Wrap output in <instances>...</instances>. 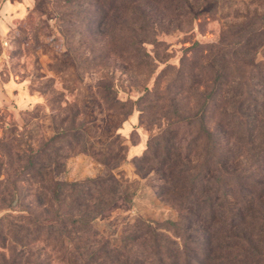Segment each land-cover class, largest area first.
<instances>
[{
  "label": "rangeland",
  "instance_id": "obj_1",
  "mask_svg": "<svg viewBox=\"0 0 264 264\" xmlns=\"http://www.w3.org/2000/svg\"><path fill=\"white\" fill-rule=\"evenodd\" d=\"M249 128L264 134V0H0V264H67L82 213L89 241L202 261L213 192L246 190L216 161L264 179ZM110 174L127 201L85 183ZM183 177L197 206L180 210L165 183ZM55 183L85 184L59 206Z\"/></svg>",
  "mask_w": 264,
  "mask_h": 264
},
{
  "label": "trees",
  "instance_id": "obj_2",
  "mask_svg": "<svg viewBox=\"0 0 264 264\" xmlns=\"http://www.w3.org/2000/svg\"><path fill=\"white\" fill-rule=\"evenodd\" d=\"M205 135L212 143L211 158L213 159L217 155V150L215 149L217 135L209 132L205 133ZM263 135L255 134L254 128L247 129V132L242 135L245 139L244 142L247 145H251V148L247 150L246 158L250 167L262 173H264V147L260 149L253 146V144L257 142L258 137ZM227 157L229 162H234L237 159L232 154H228ZM216 164L220 169L219 171H222L221 173L224 172L226 176L224 179L219 178L216 183L225 181V187H227L232 184V181L239 182L246 186V190L238 201L230 197L228 193L219 196V188L213 192L208 208L211 213L208 215V223L214 231L212 238L214 236L218 238L211 244V248L203 253L202 261H198L193 254L189 256L190 251L182 243L179 247L167 250L166 255L162 254L160 244L158 245L154 242L158 248H154L152 259L149 261L143 259L141 255L134 257L135 254L128 249L125 243L110 244L109 241L102 244L94 243L95 241H89V237L91 238L89 234L93 230L90 223L85 221L86 215L82 213L76 216L69 214L68 219L65 221L66 224H63L73 229L74 233H80L83 236L75 238L77 241L70 243L66 248L68 254L67 264H264V179L258 178L249 181L252 178L251 174L249 176L251 178L244 177L240 179V174L249 171L247 168L239 173L235 169L220 165L219 161H216ZM85 183L93 186L95 193L100 194L101 200L108 197L111 200V204L117 200L127 201L126 194L122 193L118 197L113 198L118 192V183L111 174L106 179L94 178ZM85 183H55L51 191L52 200L56 201L60 206L63 204L59 200L62 195L60 193L61 188H64L65 191L76 190L78 187L82 188ZM102 185H105L104 189H102ZM165 186L170 190L180 189L181 191L183 190V193H186L184 198L181 197L176 200L180 210L197 206L190 199L191 189L193 188L191 179H186L185 177L171 179L165 183ZM189 202L192 204L185 207L184 204ZM237 229H241L240 231L243 232L241 236L234 234ZM175 237L179 238V236ZM1 245L3 248L4 243H1Z\"/></svg>",
  "mask_w": 264,
  "mask_h": 264
}]
</instances>
